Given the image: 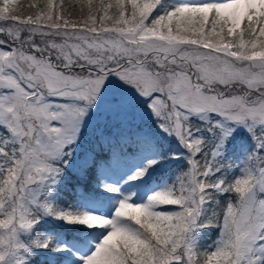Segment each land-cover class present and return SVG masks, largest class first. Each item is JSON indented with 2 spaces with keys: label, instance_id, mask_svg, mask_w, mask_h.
<instances>
[{
  "label": "snow or ice",
  "instance_id": "snow-or-ice-1",
  "mask_svg": "<svg viewBox=\"0 0 264 264\" xmlns=\"http://www.w3.org/2000/svg\"><path fill=\"white\" fill-rule=\"evenodd\" d=\"M0 264H264V0H0Z\"/></svg>",
  "mask_w": 264,
  "mask_h": 264
},
{
  "label": "trees",
  "instance_id": "trees-1",
  "mask_svg": "<svg viewBox=\"0 0 264 264\" xmlns=\"http://www.w3.org/2000/svg\"><path fill=\"white\" fill-rule=\"evenodd\" d=\"M20 2L23 4V5H27V3L30 2V0H20ZM57 2L59 3L60 0H57ZM63 3L65 4V6H70L72 4V0H63ZM105 154H100V158L101 157H104ZM149 181L148 182H152L154 184H159L162 182V179L164 178V173L163 172H153L151 176H149ZM84 183H81L80 185H78L79 188H81V185H83ZM84 186L87 188H92V184H84ZM76 192L75 190H73V192H65L64 193V196L63 198L68 201V202H73L75 199H76ZM49 222L51 221V218H48ZM215 239V235H214V232H207L206 233V238L205 240L203 241V243L205 245L207 244H210L211 241Z\"/></svg>",
  "mask_w": 264,
  "mask_h": 264
},
{
  "label": "rangeland",
  "instance_id": "rangeland-1",
  "mask_svg": "<svg viewBox=\"0 0 264 264\" xmlns=\"http://www.w3.org/2000/svg\"><path fill=\"white\" fill-rule=\"evenodd\" d=\"M110 164V169L113 172V174H115L116 176H126V175H131V170L126 171V168L128 167V162L123 160V159H119V158H113L109 161ZM150 177L147 178V180ZM144 181L143 184H138L137 182L133 181L130 184H125L124 187L130 188L133 186H136L139 188V192L141 194V196H144L148 193V191L152 190L153 185H149L148 181ZM82 191V190H81Z\"/></svg>",
  "mask_w": 264,
  "mask_h": 264
}]
</instances>
